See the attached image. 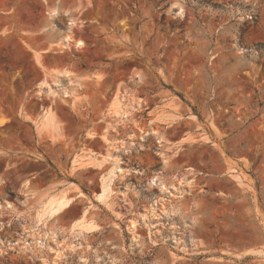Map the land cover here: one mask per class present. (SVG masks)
I'll return each mask as SVG.
<instances>
[{
    "label": "rangeland",
    "instance_id": "374dc122",
    "mask_svg": "<svg viewBox=\"0 0 264 264\" xmlns=\"http://www.w3.org/2000/svg\"><path fill=\"white\" fill-rule=\"evenodd\" d=\"M0 264H264V0H0Z\"/></svg>",
    "mask_w": 264,
    "mask_h": 264
},
{
    "label": "bare ground",
    "instance_id": "6f19581e",
    "mask_svg": "<svg viewBox=\"0 0 264 264\" xmlns=\"http://www.w3.org/2000/svg\"><path fill=\"white\" fill-rule=\"evenodd\" d=\"M52 15H56V11L52 12ZM74 22H72L71 25L75 26L76 24ZM72 41L73 40H72L71 36H66L65 38H63V40H62L60 45H63L64 47H67ZM76 45H77V47H83L84 46V44L82 42H77ZM114 100L115 101L112 104V110H113L114 118L116 117L118 119H126L128 117L129 112H130V109L134 110V109H136V105L137 104L139 105V102L135 101V98L134 99L131 98L130 100H128V102H129L128 105H126L125 101H123L122 99L118 100L117 98H115ZM47 115H49V116H47ZM47 115L45 116V119L47 118L48 121L51 120L52 118H50L51 117L50 114L48 113ZM52 123L50 122V123L46 124V120H45V124L46 125H49V124H52ZM153 134L154 135H158L157 132H153ZM161 139H163V138H159V142L160 143L163 142V140H161ZM93 156H95V155L87 156L85 158H81L80 160H75L73 163L76 166L77 165L91 164V163L95 162V160H92ZM117 170L118 171H116L115 168H112L109 171L110 175L108 174L110 177L107 176V177L102 179V191H101L100 194H97V199H99L100 201L104 202V201H106L107 199H109L112 196V194H113V191H111L112 182H113L114 178H116L118 176L119 173L123 172L122 169H117ZM116 172H117V174H116ZM177 181L180 182V180H177ZM150 183L152 185H159L161 187L162 191L168 192V193L169 192L171 193L172 190L177 189V187H176L177 185H171V187L167 186L163 182L159 181L157 177L152 178L150 180ZM81 197L83 198V197H86V196H84V195H79L78 196V198H81ZM76 199L67 198V196H63V197L60 196V198H58V197L55 198L54 197L53 199H50L48 201L44 200V202L42 201L43 210H42L41 216L38 215V217H40V218L41 217L42 218L47 217V219H49V218H53V217H55L57 215L59 216V214L65 212L68 209H70ZM92 223L84 221V220H80V222L78 223L79 224L78 225L79 228H78L77 232H79V233H83L84 232L85 233V232H92L93 230H98L97 227L93 226ZM41 244L43 245L42 241H41ZM55 245H56V248H51V251L53 253H55V256L58 258L60 256V254H57V253H59V250L63 246L60 245L59 242L56 243Z\"/></svg>",
    "mask_w": 264,
    "mask_h": 264
},
{
    "label": "crops",
    "instance_id": "0c3cea01",
    "mask_svg": "<svg viewBox=\"0 0 264 264\" xmlns=\"http://www.w3.org/2000/svg\"><path fill=\"white\" fill-rule=\"evenodd\" d=\"M120 131H121V129H120ZM119 136L121 135L120 134V132H118L117 133ZM98 137H96L95 139H97ZM120 144L122 143V141H120L119 142ZM120 147H122L121 145H119V146H117V148H116V150H114V152L112 153V156H113V158H115V157H118V158H120V157H122V154H121V150H118V149H120ZM105 149L106 148H103V147H101V145L99 146V150L100 151H105ZM92 160H95V162H96V165H107V164H110V162H109V158H107L106 156H103V155H99V154H97V155H95V156H93L92 157ZM106 160V161H105ZM121 164V163H120ZM123 165V164H122ZM119 169H124L123 171H124V173L122 174V175H120V176H129V175H132L130 172H129V170L127 169V168H125V167H123V166H121V168H119ZM141 169H144V167L142 166V168ZM116 171H118L117 169H116ZM116 174H117V172H116ZM119 177V176H118ZM114 188L115 189H117V187H116V185L115 184H113L112 185V189H113V192H114ZM73 190V189H72ZM126 190V189H125ZM101 191H102V189H100L99 190V193L98 194H100L101 193ZM127 191V190H126ZM124 194H128L127 192H121L120 193V196H121V198H119L120 200H124ZM132 192L130 191L129 192V196H132ZM94 199L101 205V206H103L104 207V209H106L107 211H110L109 210V208H108V205H111V203H112V199H107L106 201H100L99 199H97V197L95 196L94 197ZM92 214H93V216H92ZM87 222H93L92 224H93V226H96L97 227V229H98V227L100 228V226H99V222L95 219V217H94V213H90V218L87 220ZM99 230H93L91 233H88V234H93V233H97ZM87 234V233H86Z\"/></svg>",
    "mask_w": 264,
    "mask_h": 264
}]
</instances>
